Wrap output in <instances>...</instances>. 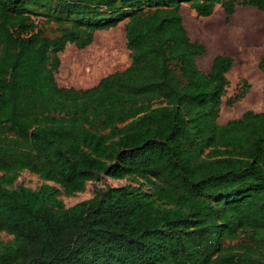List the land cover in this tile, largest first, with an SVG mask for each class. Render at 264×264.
<instances>
[{
    "label": "trees",
    "instance_id": "1",
    "mask_svg": "<svg viewBox=\"0 0 264 264\" xmlns=\"http://www.w3.org/2000/svg\"><path fill=\"white\" fill-rule=\"evenodd\" d=\"M183 4L203 17L264 11V0H0V232L12 236L0 264H264V111L218 122L233 59L199 69L205 47ZM31 6L52 11L43 23L60 34ZM121 22L130 64L60 86L59 52ZM22 170L45 183L16 184ZM101 176L128 183L59 198Z\"/></svg>",
    "mask_w": 264,
    "mask_h": 264
},
{
    "label": "rangeland",
    "instance_id": "2",
    "mask_svg": "<svg viewBox=\"0 0 264 264\" xmlns=\"http://www.w3.org/2000/svg\"><path fill=\"white\" fill-rule=\"evenodd\" d=\"M56 1V0H53ZM33 18L42 24L47 36L59 35L56 23H43L52 11L31 6ZM35 12L41 13L36 15ZM183 24L191 40L200 41L205 53L196 58L197 65L203 72H208L214 56L225 54L233 59V65L227 72L229 84L218 117L219 123L239 117L246 110L264 111V70L259 66L264 56V11L252 6H237L234 13L227 15L221 6H216L210 16H198L186 4L180 8ZM124 22L108 30L95 32L92 42L79 49L68 43L59 52L60 66L55 74L60 86L87 88L95 85L100 78L117 70L126 68L131 60L126 47ZM246 80L249 88L245 95L231 105L225 100L239 89L240 83ZM43 183L38 175L22 170L16 184H23L33 189ZM128 183L127 179L115 180L101 176L99 180L88 181L83 192L73 196L61 194L66 207L91 197L97 189L107 186H120ZM11 235L0 232L3 242Z\"/></svg>",
    "mask_w": 264,
    "mask_h": 264
}]
</instances>
